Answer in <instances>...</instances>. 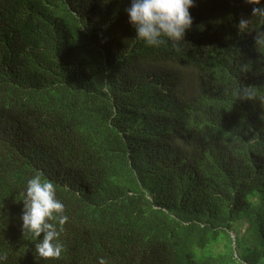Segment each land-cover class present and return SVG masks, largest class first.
<instances>
[{"label":"trees","instance_id":"obj_1","mask_svg":"<svg viewBox=\"0 0 264 264\" xmlns=\"http://www.w3.org/2000/svg\"><path fill=\"white\" fill-rule=\"evenodd\" d=\"M128 6L0 0L4 264H46L19 220L38 172L107 224L87 247L114 264H264V20L245 0H194L183 41L147 46ZM73 233L56 264H83Z\"/></svg>","mask_w":264,"mask_h":264},{"label":"clouds","instance_id":"obj_2","mask_svg":"<svg viewBox=\"0 0 264 264\" xmlns=\"http://www.w3.org/2000/svg\"><path fill=\"white\" fill-rule=\"evenodd\" d=\"M194 0H129L125 8L128 23L135 29L136 39L147 46H159L164 43L163 38L173 43L184 40L186 30L192 25L189 9ZM253 5L252 17L264 20V3L262 0H245ZM250 20L241 18L238 29H247ZM258 42L264 43V33L258 35ZM250 95L247 89L241 91L240 98L246 99ZM71 182L77 184V178L71 176ZM78 192L87 188L79 186ZM23 208H19V220L24 235L36 239L34 251L42 257L46 264H56L64 251L60 241V233L69 226L73 229V236L68 241L69 248H78L84 252L83 264H114L115 257L107 251L97 249L94 255L87 247L86 231L92 228L106 227L107 224L94 215H81L75 209L68 207L57 198V189L53 181L44 178L42 173H36L27 180L22 193ZM8 219L5 208L0 214V227ZM13 245L18 249L14 242ZM95 256V257H93ZM6 256H0V264H4Z\"/></svg>","mask_w":264,"mask_h":264},{"label":"water","instance_id":"obj_3","mask_svg":"<svg viewBox=\"0 0 264 264\" xmlns=\"http://www.w3.org/2000/svg\"><path fill=\"white\" fill-rule=\"evenodd\" d=\"M233 239L235 240V236H233Z\"/></svg>","mask_w":264,"mask_h":264}]
</instances>
